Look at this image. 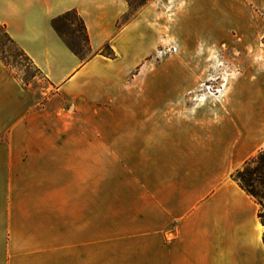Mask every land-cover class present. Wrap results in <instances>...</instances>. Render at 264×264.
Returning <instances> with one entry per match:
<instances>
[{"label":"crops","instance_id":"0c3cea01","mask_svg":"<svg viewBox=\"0 0 264 264\" xmlns=\"http://www.w3.org/2000/svg\"><path fill=\"white\" fill-rule=\"evenodd\" d=\"M70 11L86 59L52 25ZM0 24L53 98L116 99L112 130L148 148L165 183L150 191L155 250L95 252L88 189L63 187L46 139L58 101L0 60V264H264L260 206L231 177L264 149V0H148L133 14L127 0H0Z\"/></svg>","mask_w":264,"mask_h":264},{"label":"rangeland","instance_id":"374dc122","mask_svg":"<svg viewBox=\"0 0 264 264\" xmlns=\"http://www.w3.org/2000/svg\"><path fill=\"white\" fill-rule=\"evenodd\" d=\"M127 1L130 14H133L148 0ZM56 26L68 46L83 59L90 56L85 34L75 13L70 12L59 18ZM1 31L0 39L3 50L13 64V75L21 83L28 82V86L39 95L41 104L49 100L58 101L56 117H47L46 121L54 125L55 131H47L46 139H54L57 143L56 155L59 154L62 160L63 187L68 184L74 194H79L81 189H88V202L93 213V250H155L153 244L156 234L151 221L150 191L157 186L164 187L165 183L164 180L158 184L156 180H151L155 165L150 162L148 148L127 147L133 142L119 140L118 131L112 130L117 125V117L112 113H115L113 111L118 107V101L105 99L87 103L86 106L76 100L53 98L55 93L47 78L15 45L4 38ZM157 58L160 60V56ZM200 89L204 92L217 91L215 87L205 86L204 83ZM108 124L110 131L107 130ZM254 189L262 210L264 170L259 181L254 184ZM80 197V194L75 196Z\"/></svg>","mask_w":264,"mask_h":264},{"label":"trees","instance_id":"16d2710c","mask_svg":"<svg viewBox=\"0 0 264 264\" xmlns=\"http://www.w3.org/2000/svg\"><path fill=\"white\" fill-rule=\"evenodd\" d=\"M76 14V16L79 18L80 23H81V27H82V31L85 34L86 37V43H87V49L89 51V53H91V49L89 47L88 44V34L85 31V26L83 23V20L81 19V17L79 15H77V13L75 11H70ZM65 13L64 15H67L68 13ZM64 15L54 19L52 21V25L55 28V30L58 32L56 23L57 20L61 17H63ZM0 29L2 30L1 32L3 33L4 38L12 43L13 45H15L22 53V55H24L30 62L31 64L39 71L40 69H38L33 62L31 61V59L28 57V55L17 45V43L12 39V37L9 35V33L6 31V28L4 25L0 24ZM59 33V32H58ZM60 35V34H59ZM61 36V35H60ZM62 38V37H61ZM263 44H264V38H263ZM68 46V45H67ZM72 52L74 54H76L80 59H83L79 53H77L76 51H74L70 46H68ZM100 54L109 57V58H114L115 54L113 52V50L110 48L109 44L106 43L102 46V48L99 51ZM0 60L3 62V64L11 71V66H13L12 63H10L8 56L6 55V52L3 50V42L0 39ZM42 73V72H41ZM16 77V76H15ZM24 86H28V82L27 81H23L22 83ZM264 170V149L261 150L257 155L253 156L252 158H250L248 161L245 162V164L240 168L237 169L234 173H232L231 177L237 181V183L239 184V186L250 196H252L256 202L258 204H260L257 201V192L254 189V184L257 183L259 181V177L262 174V171ZM258 216L261 220V223L264 227V209H259V213ZM263 244H264V234H263Z\"/></svg>","mask_w":264,"mask_h":264}]
</instances>
